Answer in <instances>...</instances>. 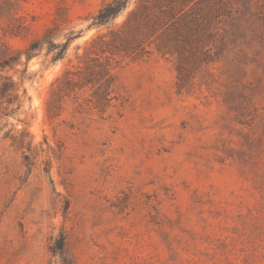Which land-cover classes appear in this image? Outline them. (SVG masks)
I'll list each match as a JSON object with an SVG mask.
<instances>
[{
    "label": "rangeland",
    "instance_id": "374dc122",
    "mask_svg": "<svg viewBox=\"0 0 264 264\" xmlns=\"http://www.w3.org/2000/svg\"><path fill=\"white\" fill-rule=\"evenodd\" d=\"M111 1L16 0L18 37L0 1V65L48 28L56 44L76 33L64 59L43 49L4 69L25 92L4 132L26 128L38 152L29 168L0 134V264H58L60 232L76 264H264V0H211L204 49L121 56L104 113L86 91L48 117L52 83L107 32L90 24Z\"/></svg>",
    "mask_w": 264,
    "mask_h": 264
},
{
    "label": "trees",
    "instance_id": "16d2710c",
    "mask_svg": "<svg viewBox=\"0 0 264 264\" xmlns=\"http://www.w3.org/2000/svg\"><path fill=\"white\" fill-rule=\"evenodd\" d=\"M0 1L8 7L9 14L16 22V25L5 31V35H22L28 26L24 18L16 16V0ZM131 1L112 0L92 17L90 27H104L107 32L92 38L85 47L83 62L67 66L52 83L46 104L48 117L58 115L65 99L77 100L79 94L86 91L90 92V98L86 100L90 105L89 110L104 113L115 99L114 69L120 63L118 59L121 56L132 61L139 60L149 53L153 45L163 55L177 54L183 58L188 52L194 56L195 51L204 49L213 36L210 24L217 9L211 0H134V6L126 12L121 28L114 30L111 22L128 9ZM54 37L53 29L48 28L43 36L30 40L24 51L16 52L0 65L1 140H9L11 147L22 151L29 168L38 152H34L29 131L11 127L4 132L7 127L5 120L18 115L25 97V92L20 94L19 83L6 75L4 69L10 64L19 63L22 54L27 61L40 55L43 49L46 50V56L52 55V63L64 59L76 33H67L65 41L58 44L54 43ZM177 70L181 73L182 67L178 66ZM46 165L49 171L50 164L46 162ZM49 242L48 250L53 258L58 259V264H76L64 232L50 237Z\"/></svg>",
    "mask_w": 264,
    "mask_h": 264
}]
</instances>
